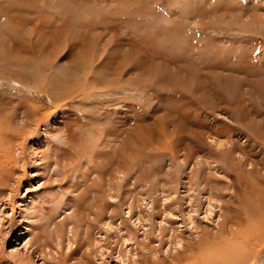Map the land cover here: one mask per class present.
<instances>
[{"label": "rangeland", "instance_id": "374dc122", "mask_svg": "<svg viewBox=\"0 0 264 264\" xmlns=\"http://www.w3.org/2000/svg\"><path fill=\"white\" fill-rule=\"evenodd\" d=\"M263 130L264 0H0V264H264Z\"/></svg>", "mask_w": 264, "mask_h": 264}, {"label": "bare ground", "instance_id": "6f19581e", "mask_svg": "<svg viewBox=\"0 0 264 264\" xmlns=\"http://www.w3.org/2000/svg\"><path fill=\"white\" fill-rule=\"evenodd\" d=\"M171 44H173V43L171 41H169L170 47H172ZM263 132H264V130H263ZM255 142L257 144L263 143L262 140H260L259 138H257V139L255 138ZM260 146H261V148L262 147L264 148V145H260ZM250 150H253V148H250ZM252 154H253V156L255 155V153H252ZM259 160L261 163H264V154H263V157L260 158ZM228 172H229V170H228ZM235 172H233V171L231 172V170H230V173H232V175H234L236 177L238 176V181L244 179V177H242L240 174L238 175V172L237 173H235ZM232 213H234L233 209H231L229 211L228 216L231 217ZM231 218L233 219V222H236L237 218L234 215H232ZM227 224L228 225H226V227L229 229V225L232 223L231 222L228 223V221H227ZM222 231H224V230L222 229ZM224 233L233 236V232L231 230L225 229ZM221 241L222 240L219 241L218 239H216L214 242L213 241L211 242L210 239L201 237L196 242H192V243L186 242L187 244H185L184 249H182V251H180L178 253V256H175L171 260L172 264H222V262H219L220 261L219 259L224 258L225 255H223L224 252H222V249H226V248H222L225 246L222 245L223 242L221 243ZM151 264H164V262H162V260L161 261H154Z\"/></svg>", "mask_w": 264, "mask_h": 264}]
</instances>
